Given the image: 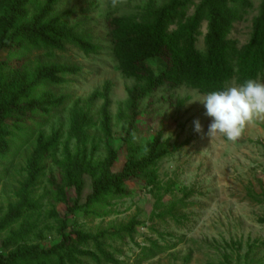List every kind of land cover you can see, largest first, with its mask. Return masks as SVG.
Here are the masks:
<instances>
[{
    "label": "rangeland",
    "instance_id": "rangeland-1",
    "mask_svg": "<svg viewBox=\"0 0 264 264\" xmlns=\"http://www.w3.org/2000/svg\"><path fill=\"white\" fill-rule=\"evenodd\" d=\"M5 1L3 261L38 249L51 253L14 264H264V118L231 142L207 135L212 118L200 101L206 94L188 85L165 83L135 108L130 102L138 83L119 67L112 22L164 0H118L115 6L112 0H25L14 28L3 34ZM262 1L236 6L229 38L239 49L252 38ZM207 28L204 22L201 51ZM148 64L155 76L165 68L159 59ZM42 70L53 72L36 83ZM152 144L161 154L144 162ZM111 150L117 157L110 164ZM130 161L141 163L136 174L115 182Z\"/></svg>",
    "mask_w": 264,
    "mask_h": 264
},
{
    "label": "trees",
    "instance_id": "trees-1",
    "mask_svg": "<svg viewBox=\"0 0 264 264\" xmlns=\"http://www.w3.org/2000/svg\"><path fill=\"white\" fill-rule=\"evenodd\" d=\"M239 1L242 0H164L161 6L148 8L141 15L114 19L112 36L119 67L138 83L130 92L132 106L135 108L139 99L165 83L188 85L207 94L228 87L233 80L241 84L246 79L264 78V0L254 20L252 38L240 49L229 38L237 18L236 6ZM5 2L8 18L3 26V34L14 28L18 9L25 0ZM194 5L195 11L189 15L188 10ZM204 22L208 23L206 51H201L197 42ZM32 35L35 37L37 33ZM71 42L86 52L92 49L80 40L73 39ZM53 44L52 47L61 48L60 43ZM151 59L164 63L165 68L159 76L154 75L148 64ZM52 72L42 70L35 82L51 76ZM3 110L6 107L0 108V112ZM159 154L160 151L158 153L152 144L145 152L144 162H153ZM116 157L117 154L111 150L110 164ZM140 164L128 162L126 169L114 177L115 182L132 177ZM50 253L38 249L19 250L11 263L3 261L0 256V264H14L17 260L27 262L32 258L47 257Z\"/></svg>",
    "mask_w": 264,
    "mask_h": 264
},
{
    "label": "clouds",
    "instance_id": "clouds-1",
    "mask_svg": "<svg viewBox=\"0 0 264 264\" xmlns=\"http://www.w3.org/2000/svg\"><path fill=\"white\" fill-rule=\"evenodd\" d=\"M117 2L112 0V5ZM200 101L205 105L206 115L212 118L207 135L236 142L250 124L264 118V82L246 79L241 84L210 91ZM194 127L196 132L203 131L199 120L194 121Z\"/></svg>",
    "mask_w": 264,
    "mask_h": 264
}]
</instances>
